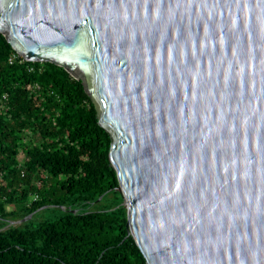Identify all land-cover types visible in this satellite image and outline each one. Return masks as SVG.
Segmentation results:
<instances>
[{"label": "water", "instance_id": "95a60500", "mask_svg": "<svg viewBox=\"0 0 264 264\" xmlns=\"http://www.w3.org/2000/svg\"><path fill=\"white\" fill-rule=\"evenodd\" d=\"M0 33L81 80L146 264H264V0H0Z\"/></svg>", "mask_w": 264, "mask_h": 264}, {"label": "trees", "instance_id": "16d2710c", "mask_svg": "<svg viewBox=\"0 0 264 264\" xmlns=\"http://www.w3.org/2000/svg\"><path fill=\"white\" fill-rule=\"evenodd\" d=\"M14 54L0 33V264H146L81 80Z\"/></svg>", "mask_w": 264, "mask_h": 264}, {"label": "built area", "instance_id": "2783aa9c", "mask_svg": "<svg viewBox=\"0 0 264 264\" xmlns=\"http://www.w3.org/2000/svg\"><path fill=\"white\" fill-rule=\"evenodd\" d=\"M17 58H18V55L14 54L12 57L9 58V63H12Z\"/></svg>", "mask_w": 264, "mask_h": 264}, {"label": "rangeland", "instance_id": "374dc122", "mask_svg": "<svg viewBox=\"0 0 264 264\" xmlns=\"http://www.w3.org/2000/svg\"><path fill=\"white\" fill-rule=\"evenodd\" d=\"M29 136L31 137V136H33V135H29ZM30 137H29V138H30ZM33 138L37 139L35 136H34ZM27 139H28V138H27ZM25 140H26V139H25Z\"/></svg>", "mask_w": 264, "mask_h": 264}]
</instances>
